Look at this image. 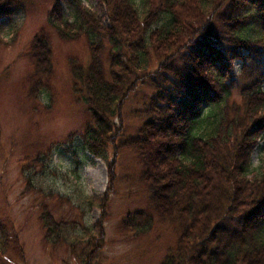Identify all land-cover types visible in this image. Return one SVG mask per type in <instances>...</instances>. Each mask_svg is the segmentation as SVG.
<instances>
[{"label": "trees", "instance_id": "1", "mask_svg": "<svg viewBox=\"0 0 264 264\" xmlns=\"http://www.w3.org/2000/svg\"><path fill=\"white\" fill-rule=\"evenodd\" d=\"M83 1L54 0L48 15L59 38L83 37L90 50L87 67L71 63L74 91L92 116L82 144L105 161L110 146L115 155L123 147L138 153L156 213L179 232L161 264H264V154L256 167L249 159L264 130V0H96L105 15ZM22 2L0 0V20ZM106 46L107 76L100 57ZM148 47L161 59L152 76ZM32 50L38 71L51 74L45 33L34 37ZM238 77L248 106L258 107L228 119L219 107ZM146 78L155 89L147 119L117 143L123 105ZM33 88L36 94L37 82ZM115 164L97 198L101 207L113 191ZM41 218L47 240L68 241V223L48 211ZM123 225L146 232L152 219L136 211Z\"/></svg>", "mask_w": 264, "mask_h": 264}, {"label": "rangeland", "instance_id": "2", "mask_svg": "<svg viewBox=\"0 0 264 264\" xmlns=\"http://www.w3.org/2000/svg\"><path fill=\"white\" fill-rule=\"evenodd\" d=\"M54 0H23L14 13L0 20V264H161L175 248L178 230L156 213L147 187L140 180L143 165L138 153L127 147L108 148L107 161L89 153L81 135L92 121L88 106L74 91L72 61L90 64L86 40H64L48 23ZM97 7L96 0H84ZM105 15L103 6H98ZM65 14L71 18L68 9ZM45 33L50 43L51 74L36 67L34 37ZM101 62L108 74V50ZM152 76L161 60L151 49ZM234 60L233 72L241 73ZM180 66V59H173ZM39 89L34 94V83ZM238 77L220 109L232 116L248 106ZM155 92L148 78L138 83L123 105V127L117 143L137 134L147 119L144 113ZM260 104L261 102L258 101ZM119 125V118L114 120ZM264 130L251 148L249 159L256 167L264 154ZM115 159L116 179L107 204L97 198L106 193L108 166ZM68 223V241L52 243L45 237L42 214ZM144 212L152 219L146 232L125 228L127 213ZM87 247L85 260L81 261Z\"/></svg>", "mask_w": 264, "mask_h": 264}]
</instances>
